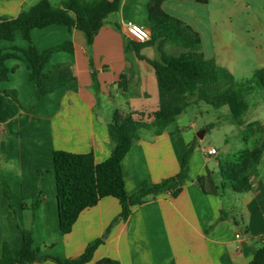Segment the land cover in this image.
Returning a JSON list of instances; mask_svg holds the SVG:
<instances>
[{"label":"crops","instance_id":"1","mask_svg":"<svg viewBox=\"0 0 264 264\" xmlns=\"http://www.w3.org/2000/svg\"><path fill=\"white\" fill-rule=\"evenodd\" d=\"M38 1L0 0V16L16 18ZM48 1L57 8L66 0ZM146 5L147 0H121L119 10L104 19L90 50L80 30H69L61 25L31 30L32 42L39 52L64 42H70L73 47V53L55 52L50 57L46 70L56 64L69 63L75 78L50 95L36 97L23 59L5 62L10 74L0 88L16 91L21 111L15 118L0 124V179L9 187L13 205L11 209L4 187L0 185V257L4 244L12 250L21 247L20 227L32 219L22 211V200L35 194L39 169L46 170L41 187L44 200L33 219L32 247L54 244L42 250L40 256L77 258L118 217L119 202L112 197L103 198L79 215L69 234L62 235L52 153L55 150L92 153L96 163L103 162L109 156L107 126L115 110L123 114H150L158 109L154 71L131 52L130 40L125 35L127 23L148 29ZM240 5L241 0H208L205 4L195 0H165L161 8L199 35L200 53L205 59L214 60L228 70L223 64H226L227 54L231 56L233 38L245 36L250 26L247 15L240 18L244 24H234L233 12L239 11L236 9H240ZM166 45L172 48L171 52H176L169 54L184 52L158 41L147 46L157 48V59L145 57L142 49L140 55L148 60H159ZM27 46L17 31L13 41H0V53H12L14 47L23 50ZM121 74L126 77L125 92L118 84ZM258 93L264 102V93ZM245 113L233 123L242 132L244 143L252 149L264 143V116L245 123ZM182 114L159 136L141 131L140 139L121 163L126 194L132 195L142 182L153 185L175 176L188 145L193 144L188 180L180 194L174 198L164 193L132 207L129 218L111 227L104 243L86 264H96L102 259L119 264H248L262 245L259 238L264 234V155L250 190L235 193L226 187L219 196L204 194L195 180L209 172L220 185L218 161L228 160L229 156L247 148H239L238 144L234 152L221 155L217 148L205 146L204 137L197 139L192 134L193 123L180 124ZM210 149L216 153L208 155ZM221 211L226 218L220 221ZM33 264L56 263L48 260Z\"/></svg>","mask_w":264,"mask_h":264},{"label":"trees","instance_id":"2","mask_svg":"<svg viewBox=\"0 0 264 264\" xmlns=\"http://www.w3.org/2000/svg\"><path fill=\"white\" fill-rule=\"evenodd\" d=\"M165 0H147L146 13L150 40L144 44L128 41L137 59L149 64L156 80L158 92V109L150 114L131 112L123 114L115 110L111 122L107 126L109 139V156L106 160L96 163L92 153L77 154L62 150L52 153L55 176L56 204L59 229L62 235L71 232L79 215L107 197L119 202L120 213L110 227L98 239L89 243L83 253L74 259H61L49 255L40 256L42 250L54 246L44 245L33 248L32 224L35 213L42 204V179L45 169L37 171L36 191L31 197L22 200V211L29 215L21 231V247L12 250L7 244L2 246L0 264H33L35 262L53 261L56 264H86L91 261L94 251L104 243L110 229L119 220L126 221L131 208L146 203L161 194L168 193L177 197L184 182L188 180L189 162L194 145H188L182 159L179 172L160 183L149 185L142 182L137 191L127 195L124 187L121 163L140 139V132L147 131L159 136L174 123L177 117L191 104L190 100L202 102L214 109L227 107V120H238L248 109L246 97L255 89L264 91V67L253 71L252 77L246 81H236L234 76L214 60H207L200 53L199 35L183 22L166 14L161 4ZM205 4L208 0H195ZM121 0H66L61 7H53L48 0H40L33 6L22 11L16 18L0 16V41H13L19 31L28 44L26 49L13 48V52L0 53V84L8 81L10 70L5 62L9 59H23L29 69V81L37 98L50 95L62 89L75 78L69 63H60L46 70L50 57L55 52L73 53L70 42L51 47L42 52L34 46L30 32L51 25H61L69 30L77 29L84 33L87 48L91 49L94 38L104 25L107 15L120 8ZM169 43L184 50L179 54L161 51L159 60H148L140 55L143 47L152 46L156 42ZM17 53L22 55V58ZM13 68L11 71H14ZM95 82V73L91 72ZM119 87L126 91V77L121 74ZM21 105L16 91L0 88V124L20 114ZM212 124L210 127H213ZM264 155V143L252 149L241 150L234 155V160H219L218 175L221 184L217 185L211 174L198 177L196 186L204 193L219 196L226 187L235 193H242L252 188ZM4 187V195L12 209L9 187L0 179ZM226 214L221 211L219 220ZM96 264H119V262L102 259ZM248 264H264V245H260Z\"/></svg>","mask_w":264,"mask_h":264},{"label":"rangeland","instance_id":"3","mask_svg":"<svg viewBox=\"0 0 264 264\" xmlns=\"http://www.w3.org/2000/svg\"><path fill=\"white\" fill-rule=\"evenodd\" d=\"M239 8L236 9L239 11L233 12L234 24H244L240 18L247 15L250 26L245 36L233 38L231 56L227 54L224 60L226 64L223 65L227 66L236 81H246L252 77L254 70L264 67V0H241ZM245 41L252 46L246 45ZM171 49L166 45L164 51L176 53L175 51L171 52ZM131 52L133 51L131 50ZM156 52L157 48L143 47L141 54L145 57L156 58ZM258 92L264 93L263 90L255 89L251 95L246 97L249 108L243 119L245 123L253 121L258 116H264V102L260 97L262 95ZM190 102L191 104L180 117V124L190 126L193 123L192 134L196 138L198 135L204 137L205 146L217 148L221 155L234 152L238 144L239 148H250V145H246L242 140V132L239 127L227 120L226 117L229 114L227 107L214 109L202 102H196L195 97ZM212 124L214 126L210 127ZM233 157L229 156V159L234 160Z\"/></svg>","mask_w":264,"mask_h":264},{"label":"built area","instance_id":"4","mask_svg":"<svg viewBox=\"0 0 264 264\" xmlns=\"http://www.w3.org/2000/svg\"><path fill=\"white\" fill-rule=\"evenodd\" d=\"M125 35L131 42L136 44H144L150 40L149 30L134 23L126 24ZM215 153L214 149L207 151L208 155H214ZM259 241L264 244V234L259 238Z\"/></svg>","mask_w":264,"mask_h":264},{"label":"water","instance_id":"5","mask_svg":"<svg viewBox=\"0 0 264 264\" xmlns=\"http://www.w3.org/2000/svg\"><path fill=\"white\" fill-rule=\"evenodd\" d=\"M197 138H198V139H201V138H202V136L198 135V136H197Z\"/></svg>","mask_w":264,"mask_h":264}]
</instances>
